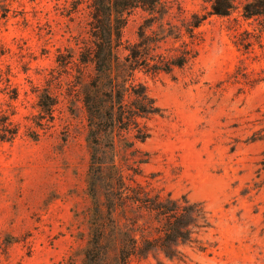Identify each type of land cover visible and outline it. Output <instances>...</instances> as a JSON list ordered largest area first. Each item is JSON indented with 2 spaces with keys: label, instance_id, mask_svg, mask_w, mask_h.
<instances>
[{
  "label": "rangeland",
  "instance_id": "1",
  "mask_svg": "<svg viewBox=\"0 0 264 264\" xmlns=\"http://www.w3.org/2000/svg\"><path fill=\"white\" fill-rule=\"evenodd\" d=\"M88 2L0 0V103L18 125L13 140L0 141V264L82 262L91 205L88 124L82 102L71 98L65 60L89 40ZM166 2L172 12L176 3L186 11L208 7V0ZM239 10L204 21L197 55L183 68L137 74L163 113L146 120L150 137L136 144L149 154L136 179L202 201L213 225L204 237L213 246L130 264H264V33ZM141 16L131 15L126 41L136 39ZM92 75L84 71L78 92ZM47 91L58 102L52 123L36 106ZM30 125L36 140L26 135ZM97 154L108 160L106 150Z\"/></svg>",
  "mask_w": 264,
  "mask_h": 264
},
{
  "label": "trees",
  "instance_id": "2",
  "mask_svg": "<svg viewBox=\"0 0 264 264\" xmlns=\"http://www.w3.org/2000/svg\"><path fill=\"white\" fill-rule=\"evenodd\" d=\"M79 5L71 14L79 11ZM239 6V15L258 19L264 33V0H208L204 12L186 11L177 3L172 12L173 5L166 0H89V40L77 43V50L65 60L72 65L71 98L82 102L88 124L86 193L91 205L81 264H130L159 255L171 260L182 257L185 247L202 251L213 246L204 237L213 225L202 201L187 193L173 196L136 179L139 165L149 160L148 152L136 144L150 137L146 120L163 113L137 74H167L183 68L197 55L204 21L212 15L229 16ZM135 12L142 14V22L136 39L129 42L123 32ZM86 70L93 73L90 84L78 92ZM43 98L36 106L52 123L57 98L48 91ZM10 99L15 100L16 94ZM13 115L0 103L1 142L18 135ZM32 122L40 125L35 118ZM26 135L31 140L39 137L31 125ZM117 147L131 154L129 161L117 157ZM98 148L107 151V161L98 156Z\"/></svg>",
  "mask_w": 264,
  "mask_h": 264
}]
</instances>
